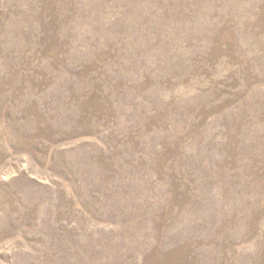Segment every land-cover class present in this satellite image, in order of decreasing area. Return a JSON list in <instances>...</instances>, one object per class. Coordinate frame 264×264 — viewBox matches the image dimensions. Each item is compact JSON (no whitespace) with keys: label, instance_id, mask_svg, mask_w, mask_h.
I'll return each instance as SVG.
<instances>
[{"label":"rangeland","instance_id":"1","mask_svg":"<svg viewBox=\"0 0 264 264\" xmlns=\"http://www.w3.org/2000/svg\"><path fill=\"white\" fill-rule=\"evenodd\" d=\"M0 264H264V0H0Z\"/></svg>","mask_w":264,"mask_h":264}]
</instances>
